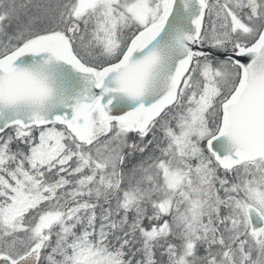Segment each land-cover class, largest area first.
Segmentation results:
<instances>
[{
    "label": "snow or ice",
    "instance_id": "1",
    "mask_svg": "<svg viewBox=\"0 0 264 264\" xmlns=\"http://www.w3.org/2000/svg\"><path fill=\"white\" fill-rule=\"evenodd\" d=\"M0 264H264V0H0Z\"/></svg>",
    "mask_w": 264,
    "mask_h": 264
}]
</instances>
